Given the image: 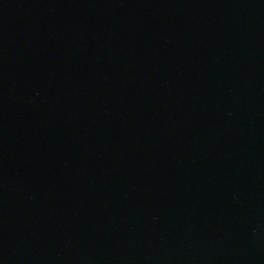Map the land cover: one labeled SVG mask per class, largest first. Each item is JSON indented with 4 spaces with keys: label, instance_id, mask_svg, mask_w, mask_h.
Wrapping results in <instances>:
<instances>
[{
    "label": "water",
    "instance_id": "obj_1",
    "mask_svg": "<svg viewBox=\"0 0 264 264\" xmlns=\"http://www.w3.org/2000/svg\"><path fill=\"white\" fill-rule=\"evenodd\" d=\"M0 264H264V0H0Z\"/></svg>",
    "mask_w": 264,
    "mask_h": 264
}]
</instances>
